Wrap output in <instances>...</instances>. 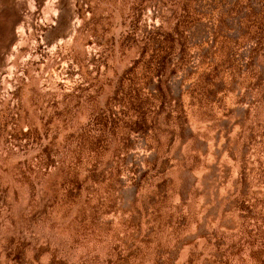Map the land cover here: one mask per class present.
<instances>
[{
  "label": "rangeland",
  "instance_id": "obj_1",
  "mask_svg": "<svg viewBox=\"0 0 264 264\" xmlns=\"http://www.w3.org/2000/svg\"><path fill=\"white\" fill-rule=\"evenodd\" d=\"M0 264H264V0H0Z\"/></svg>",
  "mask_w": 264,
  "mask_h": 264
}]
</instances>
